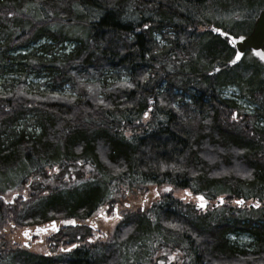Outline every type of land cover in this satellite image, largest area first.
Masks as SVG:
<instances>
[{
  "label": "trees",
  "instance_id": "1",
  "mask_svg": "<svg viewBox=\"0 0 264 264\" xmlns=\"http://www.w3.org/2000/svg\"><path fill=\"white\" fill-rule=\"evenodd\" d=\"M263 9L264 0H0V74L16 64L22 75L0 89V202L7 190L19 203L0 206V264H53L3 235L80 223L100 208L140 263L167 251L181 255L173 264H264V65L249 50L232 62L216 31L248 37ZM31 73L44 82L27 84ZM228 87L249 111L223 97ZM105 250L89 246L70 264H116Z\"/></svg>",
  "mask_w": 264,
  "mask_h": 264
},
{
  "label": "flooded vegetation",
  "instance_id": "2",
  "mask_svg": "<svg viewBox=\"0 0 264 264\" xmlns=\"http://www.w3.org/2000/svg\"><path fill=\"white\" fill-rule=\"evenodd\" d=\"M3 197L4 199L0 202L1 207H7V204H19L18 202L7 201V190ZM97 218H91L90 223L87 222L86 218L80 223H68L67 221L54 222L55 224L52 223V225L44 227V231H40V227L34 226L33 229H27L23 234L27 241H25L22 246L17 245L15 242H13L12 245L15 248L22 247L23 249H28L30 247H35L33 244L37 242L40 237H46L48 256L52 259L53 264H70L73 261L70 259L73 254L79 257L85 255L88 252L89 246L95 247L97 252L106 249V252L114 253L113 256L116 260V264H136L139 255H137L133 243L121 245V238L117 234L109 232V229L108 231H101L100 229L104 227L108 221L109 226L115 223L113 218L109 215V209H101V212L97 214ZM75 230L79 232L74 233ZM124 241H132V236L128 238L124 237L122 242ZM115 247L117 248L115 249ZM127 253L134 254V259L129 257ZM166 260H169V258Z\"/></svg>",
  "mask_w": 264,
  "mask_h": 264
},
{
  "label": "rangeland",
  "instance_id": "3",
  "mask_svg": "<svg viewBox=\"0 0 264 264\" xmlns=\"http://www.w3.org/2000/svg\"><path fill=\"white\" fill-rule=\"evenodd\" d=\"M65 48H66L65 49L66 51L70 50L72 48V44L71 43L70 44H65ZM27 52H30V49H27V50L22 51L21 52V55H24ZM32 61H33V59H30V62H32ZM17 70H19V67L16 64H11L9 66H6L4 73L3 74H0V89H1V84L3 83V81L4 82L14 81V80H16V79H18L19 77L22 76L21 74H19L17 72ZM43 82H44V77L41 74L38 75L36 73L35 74L34 73H31L30 75H27L26 76V83L29 84V85L30 84L31 85H39V84H41ZM222 95L225 98H231V99L234 98V99H237L238 104H240L245 110L249 111V107H248V105L245 104V101L244 100H241V99H238L239 93H238V90L235 87H228V88H226L222 92ZM29 130L31 131L30 127H29ZM1 183H3V180H1V178H0V184ZM165 192L166 191H164L162 189H158V192L155 191V193H158L159 195L155 194V196H153L152 199L159 200L160 199V195L163 196L165 194ZM135 196H137V195L132 194L130 196L131 197V202L134 201V199L136 198ZM8 199H10V195L7 196V200ZM100 212H101V210H99L95 214V218H97V214L100 213ZM87 222L90 223V218L87 219ZM112 224L109 226V221H108L107 224L104 227H101L100 228L101 231H103V230L104 231H108V229L109 230H112V228H113V225ZM44 225H40L38 227H48L49 226V225H47V226H44ZM33 227L34 226H32L30 228L21 227V228L17 229V231H15L14 229H11L9 231V234L8 235L7 234L6 235H3L4 240L7 242V246L12 247V248H15L12 245L13 242H15L19 246H22V244H24L25 241H27L26 237L23 234L27 231V229H33ZM20 229H22V230H20ZM78 232H79L78 230H75L74 233H78ZM46 240H47L46 237H40V239L33 244V246H35V247H30L27 250L29 252L46 253L47 252V250L45 249V247H46V244H45ZM247 241L248 240L245 237H241V238L239 237L238 238V243L240 244V246H242L245 243H247ZM135 251L137 252L138 249L135 248ZM163 253L169 255V257H170L169 258V263H170V261L172 263H175V262H179L181 260L180 259L181 255L179 253H174L173 255H170V254H168L167 251H162L161 255ZM102 254L108 255L107 253H102ZM127 255L129 257H131L132 259H134V256H135L134 254L127 253ZM156 258H157V261H159V264H165V263H167L166 261H164L165 257H163V256H156ZM110 264H114V263L111 261Z\"/></svg>",
  "mask_w": 264,
  "mask_h": 264
},
{
  "label": "water",
  "instance_id": "4",
  "mask_svg": "<svg viewBox=\"0 0 264 264\" xmlns=\"http://www.w3.org/2000/svg\"><path fill=\"white\" fill-rule=\"evenodd\" d=\"M223 37L228 39V42L235 49L234 61L236 60L237 53L240 54V58L242 54L246 50H250L251 54L262 64H264V9L259 13L258 18L253 27V31L248 37H238L233 38L231 36L222 34ZM259 54V55H258ZM200 197L198 198L199 207L204 208L205 204L202 203ZM202 205V206H201Z\"/></svg>",
  "mask_w": 264,
  "mask_h": 264
},
{
  "label": "snow or ice",
  "instance_id": "5",
  "mask_svg": "<svg viewBox=\"0 0 264 264\" xmlns=\"http://www.w3.org/2000/svg\"><path fill=\"white\" fill-rule=\"evenodd\" d=\"M145 27H147V25L145 26ZM216 31H219V29H216ZM259 55V54H258ZM262 58H264V56H262ZM240 59V54L239 53H237V55H236V60H239ZM232 62H235V61H232ZM200 199L202 200L203 199V197H200ZM238 203H242V201H238ZM202 206V205H201ZM68 223H74V221H67Z\"/></svg>",
  "mask_w": 264,
  "mask_h": 264
}]
</instances>
